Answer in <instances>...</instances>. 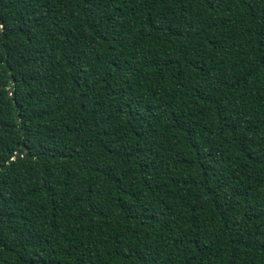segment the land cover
<instances>
[{"label": "trees", "instance_id": "1", "mask_svg": "<svg viewBox=\"0 0 264 264\" xmlns=\"http://www.w3.org/2000/svg\"><path fill=\"white\" fill-rule=\"evenodd\" d=\"M0 264H264V0H0Z\"/></svg>", "mask_w": 264, "mask_h": 264}]
</instances>
